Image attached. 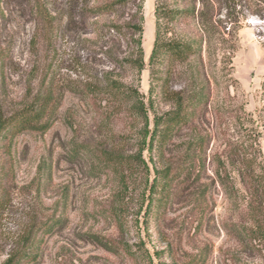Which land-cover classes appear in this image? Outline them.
Here are the masks:
<instances>
[{"label": "rangeland", "instance_id": "374dc122", "mask_svg": "<svg viewBox=\"0 0 264 264\" xmlns=\"http://www.w3.org/2000/svg\"><path fill=\"white\" fill-rule=\"evenodd\" d=\"M138 6L140 74L127 63ZM157 12L168 39L201 53L164 63L156 111L197 88L210 100L163 155L151 163L143 153L150 171L122 175L113 154L140 151L144 121L129 106L119 112L104 89L120 81L148 102ZM45 99L46 131L12 130L0 142V264L11 255L18 264H264L246 189L223 172L250 145L264 163V0H0V110ZM167 165L173 175L152 193L153 167Z\"/></svg>", "mask_w": 264, "mask_h": 264}, {"label": "trees", "instance_id": "16d2710c", "mask_svg": "<svg viewBox=\"0 0 264 264\" xmlns=\"http://www.w3.org/2000/svg\"><path fill=\"white\" fill-rule=\"evenodd\" d=\"M107 7L104 6L103 8L107 9ZM157 17L155 42L150 56L152 83L150 87L151 96L148 102L145 101L144 95L140 94L138 90L120 81H109L104 89V92L111 98L114 108L122 112L129 106L128 109L132 115L144 121L146 133L140 151L132 157L113 154V166L122 175L126 171L139 168L141 164L145 166L146 170L150 171L143 159V153H149L151 163L154 162L153 158L155 155H163L164 148L176 133L183 126L195 121L200 114H203L207 110L210 100L209 91L206 92L204 88H197L194 90L193 95L188 98H185L182 92L174 93V105L169 112L159 114L156 111L155 100L158 98L159 89H163L164 70L162 66L164 63L167 60L169 63H185L201 53L200 50L194 49L191 44L182 40L168 39L166 27L160 24V20L164 19V17L161 18L160 14ZM143 22L142 6H138L137 12L132 15L131 21L127 25L130 28L129 45L132 49L131 57L127 63L131 69L139 74L145 68ZM45 102L39 103V105H29L10 116H5L0 110V142L12 130L18 133L24 131H46L50 127V121L47 118L49 111L48 99H45ZM261 128L264 129V127ZM255 131L261 134L258 129H255ZM256 144L259 145V143ZM201 148L202 146L199 144L197 150H201ZM252 148L253 145H250L249 149L252 150ZM250 150L246 151L245 155H243L241 149L235 151L236 157L231 161L232 169L228 171L223 165V172L224 175H235L241 186L246 189L244 197L246 225L250 228L249 235L252 237L251 239L256 241L264 239V163L263 161L259 162L257 158L250 157ZM258 153L261 156L259 149ZM216 174L219 178L220 175H223L220 171H217ZM153 175L155 177L150 186L152 193L156 190L158 177L159 179L163 178L167 182L170 175H173L172 167L167 165L161 170L153 167ZM221 182L223 183L224 181ZM223 185L225 187L229 186L226 183H223ZM229 197L235 199L236 195L230 192ZM20 261L21 259L18 255H11L4 264H18Z\"/></svg>", "mask_w": 264, "mask_h": 264}]
</instances>
